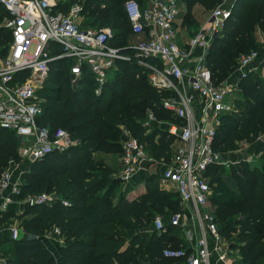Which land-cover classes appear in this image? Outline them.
Returning a JSON list of instances; mask_svg holds the SVG:
<instances>
[{"label": "trees", "instance_id": "16d2710c", "mask_svg": "<svg viewBox=\"0 0 264 264\" xmlns=\"http://www.w3.org/2000/svg\"><path fill=\"white\" fill-rule=\"evenodd\" d=\"M180 1L185 6L183 25L189 27L199 21L198 13L209 14L220 0ZM75 2L82 6L84 26H111L117 39H121L119 47L132 56L117 61L123 70L116 69L100 94L95 92L97 84L88 67H84L80 85L74 87L73 60L64 57L51 62L49 75L38 89L42 98L39 123L52 129L62 126L78 142L29 161L22 171L20 198L40 192L55 193L57 197L51 204L28 206L20 215L28 236L13 239L2 254L10 260L8 264H177L176 258L164 255V249H192L185 239L174 234L178 227L168 223L171 214L182 211L177 192L160 186L157 176L151 175L145 192L133 199L120 196L123 179L119 166L95 156L97 152L112 151L121 155L125 129L151 153L169 154L173 138L166 132V124H156L147 132L145 123L151 112L160 121L179 120L163 106L172 92L155 86L150 81L149 68L139 62L135 49L125 48L130 42L128 37L135 34L126 0H63L54 9L67 12ZM138 2L146 6V0ZM7 15L8 10L0 3V48L12 37L4 23ZM261 35L264 0H236L231 16L207 54L216 82H222L238 68L242 54L256 51L254 60L258 58L264 49ZM147 60L160 63L155 57ZM263 66L264 63L241 77L242 98L231 112L222 115L216 136V148L221 151L238 138L250 141L259 137L257 151L263 152L255 163L242 159L231 163L227 171H218V166L213 170L211 184L217 186L211 202L220 232L226 239L235 235L242 240L237 245L240 257L233 264H264V78L258 75ZM20 145L16 131L0 125V174L10 159L22 160ZM63 199L69 203L64 204ZM157 214L166 217L167 224L160 232L151 229ZM14 215L9 211L1 213L0 224L10 223ZM55 228L64 237L60 260L41 240Z\"/></svg>", "mask_w": 264, "mask_h": 264}, {"label": "built area", "instance_id": "2783aa9c", "mask_svg": "<svg viewBox=\"0 0 264 264\" xmlns=\"http://www.w3.org/2000/svg\"><path fill=\"white\" fill-rule=\"evenodd\" d=\"M236 0H220L212 9L209 20L183 43L179 42L178 19L180 0H150L141 7L138 0H127L125 8L132 30L147 37L125 48L133 47L139 62L149 68L151 82L161 89L172 90L163 106L179 118L162 122L151 112L145 123L151 129L156 123L166 124V132L173 138L171 161L154 159L148 148L128 129L123 141L120 176L128 180L143 168L145 162L160 165V179L172 184L180 198V205L190 208L173 213L168 223L184 230L193 219L199 230L196 245L190 251L183 247H166L164 255L178 260L177 264H233L236 260L230 243L220 232L211 202L213 170L228 168L223 151L216 148L218 127L222 115L233 110L228 101L234 86L215 81L207 64L211 44L233 11ZM8 10L4 23L11 29L8 44L0 48V125L16 131L22 158L33 161L55 149L65 150L78 142L70 131L62 126L52 129L40 125L42 98L38 89L43 85L51 69V62L58 58H71L72 80L80 82L84 67H88L96 81V94H100L109 72L116 71L118 60L130 59L122 47L110 43L112 30L84 26L80 17L82 6L78 2L67 12L55 10L57 0H0ZM6 48V50H4ZM198 49L200 52L197 53ZM56 52V54H54ZM258 52L241 56L238 69L243 70L254 61ZM155 57L160 63L148 61ZM247 71H243V77ZM73 81V82H74ZM179 84L189 89L181 88ZM247 159V158H246ZM248 160V159H247ZM253 157L249 158L252 161ZM19 162L10 159L0 174V197L3 208L15 198H20L21 178L14 180L13 168ZM10 190L6 194V191ZM55 193L40 192L23 197L28 206L51 204ZM64 204L69 201L63 199ZM167 224L163 217L154 219L153 227L162 231ZM56 233H60L55 228ZM214 239V249L209 240ZM19 232L14 230V238ZM1 264V263H0Z\"/></svg>", "mask_w": 264, "mask_h": 264}, {"label": "crops", "instance_id": "0c3cea01", "mask_svg": "<svg viewBox=\"0 0 264 264\" xmlns=\"http://www.w3.org/2000/svg\"><path fill=\"white\" fill-rule=\"evenodd\" d=\"M148 3H150V0H146V5ZM181 6H182V9H181V13H180V16L178 19V29H179V22L183 21V18H184L183 10H185V6L183 4H181ZM210 14H211V12H210ZM210 14H208V16L206 18L205 17L201 18V23H200L199 27H201L204 23H206L209 20ZM180 28H181V26H180ZM195 32H196V30H195ZM179 35H180V32H179ZM132 36H133V39L135 41L134 43L138 42L142 38L147 37L145 34H142V35L134 34ZM178 40H179V42L183 43V40H180V36H178ZM261 40H262V42H264V35H261ZM129 41H130L129 42V45H130L132 40L129 39ZM198 52H200V49H198L197 53ZM259 53H260V55L258 56V58L256 60H254L247 68L252 69L254 71V69H259L261 64L264 63V49L261 50ZM262 70H264V66H263ZM236 73L238 74V72H236ZM179 86L181 88L185 87L186 89H189L188 84H185V86H183L182 84H179ZM171 92L173 93L172 90H171ZM163 121L169 122V120H163ZM153 125L155 127L156 123H153ZM166 127H167V125H166ZM151 129H148V130H151ZM148 152H149V155L151 157H153L154 159H158V160L159 159H165V161H171L172 156H173V147L171 144L170 151H168L169 154H164L163 156H157V155L151 153V151L149 149H148ZM171 152H172V155H171ZM223 152H224L223 153L224 158L226 157L225 160H228L231 163L237 162V161H240V160L246 159V158L249 160V158H251V157H253V160L251 162L255 163L259 159L262 158L261 153H263V152H258V151L251 152L250 150H246V153L241 154V155L238 152L231 153V154H225V151H223ZM226 152H229V150H226ZM28 163H29V160L23 158L22 161L19 163L18 167L13 168L14 180L21 176L22 171L25 170L27 168L26 166L29 165ZM159 166L160 165H158L155 161L145 162L143 168L140 169L134 176H132L128 180H123V182L121 183V186H120L121 191H122L120 196L125 195L129 199H133L136 196H138L139 194L145 192L147 190L148 178L151 177V175L157 176L160 186L176 192V189L172 184L163 183L161 181L160 175L158 173L160 171ZM120 168H121V155H120L119 172H120ZM228 168L225 167V170H223V171H227ZM9 192H10V190H7L6 194ZM3 203H4L3 198L0 197V214L5 212V211H9V212H12L13 214H15L10 219V221H11L10 223L5 221V222H2L0 224V263L1 264H8L10 260L8 259V257L4 256L2 254V252L8 248L9 243L11 241H13V239H16L13 237L14 236V230L15 229L18 230V232H19L18 238H20L21 236H26V237L28 236L24 232L23 227H19V228L16 227L12 221L14 220V218L16 216H20L21 214H23L26 211V209L28 208V205L26 204V202L24 201L23 198H15L13 201L9 202L4 208H3ZM182 210H185L186 213L188 214V216H190V214H191L190 208L185 207V209H184L182 207ZM152 229H154L153 226H152ZM174 234L185 239L190 244V247H194L196 245L197 238L199 236V230H198L196 224L194 223L193 219H189V223L187 226H185L184 230L182 228L178 227V230H176L174 232ZM41 240H43V243L45 244V246L53 254H55V256L58 258V260H60L61 255L59 253V249L64 244V237H62L60 235V233H56L53 229V230L47 231L41 237ZM209 240H210V244H211L212 248L214 249L215 243H214V239H213L212 234H209ZM230 246H231L232 250L234 251V257L236 255L239 258L240 257L239 248L237 246L233 247L232 244H230ZM214 261H215L214 262L215 264H224L223 262L218 260L216 252H215Z\"/></svg>", "mask_w": 264, "mask_h": 264}, {"label": "rangeland", "instance_id": "374dc122", "mask_svg": "<svg viewBox=\"0 0 264 264\" xmlns=\"http://www.w3.org/2000/svg\"><path fill=\"white\" fill-rule=\"evenodd\" d=\"M61 1H63V0H57V4H59V2H61ZM196 11L198 13V10L197 9H196ZM201 16H202V18L203 17L206 18L208 16V14H207V12L206 13H202V14H199L198 13V19H199V21L196 22L195 24L193 23V24L189 25V27L184 26L183 25V21H180L179 22V32H180V35L179 36H180V40H183V42H184V41L188 40L190 38V36L193 35V33L195 32V30H197L198 27L200 26ZM80 19H81V22H84V17L83 16H81ZM180 26H181V28H180ZM107 27L112 30V34H113L112 37H111V39H110V42L113 40L114 43H116L118 45H115L114 43H111V44H114L115 46H119L120 43H121V39L120 40L117 39L118 38V35H115L116 34V31L111 26H107ZM101 28H103V27H101ZM121 33L123 34L124 32H121ZM117 34H119V33H117ZM126 36H127V34H126ZM115 38H116V40H115ZM128 38L132 40L131 41V44H134L135 41L133 39V36L131 35ZM126 54L129 55V56H132V55H130L129 52H127ZM242 55H244V54H242ZM121 69L123 70V67L120 66V67L117 68V71L118 70H121ZM248 70L250 71L249 68H247V69L244 68L243 70L238 69V68L237 69L235 68V70L232 71V72H230V74H228V76L226 77V79H224L222 81V82H225L227 84H231V85L234 86V88H233L230 96L228 97V101L232 104L233 108H235V106H237V100L239 98H242L243 91L240 88V84L242 82L241 76L243 75L242 74L243 71L245 72V71H248ZM236 72H238V74ZM115 74H116V71H113V72L110 71L109 72V75H110L109 80L112 77H114ZM149 74L150 73L148 71V75ZM258 75L259 76H262L264 78V70H261L258 73ZM149 78H150V76H149ZM73 81L74 80H72V76H71V83H72V85L74 87H77V86L80 85V82H78V81H74L73 82ZM150 81H151V79H150ZM222 82H219V83H222ZM162 129H164V128H162ZM150 131L151 130H147V132H150ZM237 135L239 136V134H237ZM258 139H259V137H255V138H252L249 141V140H246V139H243V138H238L236 141L233 142L234 145H232L231 142H228V147H227L228 149L227 150H229V152H226L225 151V154H231V153L238 152L241 155V154H245L246 153V150H250L251 152L257 151V149H258L257 144L258 143L256 144V142H257ZM171 155H172V152H171ZM261 155L263 156V153H261ZM95 156L96 157L105 158L106 160L111 161V162H115L118 166L120 165V153L119 152H116V151H112V152H108V153H106V152H97V153H95ZM225 159H226V157H225ZM21 161L22 160H20L18 162L20 163ZM223 170H225V168H223ZM213 177H214V175H213ZM229 180H230L231 183H234V179H233L232 176H230ZM216 186H217L216 184H214V183L212 184V195H214V193H215V190H216L215 187ZM121 192L122 191H121V188H120L119 193H121ZM157 215L160 216V214H157ZM161 217H163V216H161ZM164 218H166V217H164ZM22 220H23V217L16 216L12 222L15 224L16 227L19 228V227H22ZM227 241L230 244H232V246L234 247V246H237L238 243L241 242L242 240L239 239L238 237H236L234 235L233 238L227 239ZM235 258L237 259L238 257L235 255Z\"/></svg>", "mask_w": 264, "mask_h": 264}, {"label": "water", "instance_id": "95a60500", "mask_svg": "<svg viewBox=\"0 0 264 264\" xmlns=\"http://www.w3.org/2000/svg\"><path fill=\"white\" fill-rule=\"evenodd\" d=\"M31 237H34V236H31Z\"/></svg>", "mask_w": 264, "mask_h": 264}]
</instances>
